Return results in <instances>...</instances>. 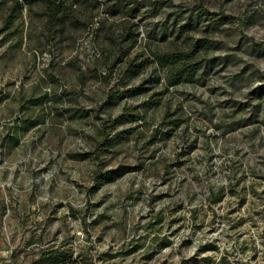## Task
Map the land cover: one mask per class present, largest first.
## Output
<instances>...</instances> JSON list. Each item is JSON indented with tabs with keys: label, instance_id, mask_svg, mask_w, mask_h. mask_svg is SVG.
<instances>
[{
	"label": "rangeland",
	"instance_id": "rangeland-1",
	"mask_svg": "<svg viewBox=\"0 0 264 264\" xmlns=\"http://www.w3.org/2000/svg\"><path fill=\"white\" fill-rule=\"evenodd\" d=\"M0 264H264V0H0Z\"/></svg>",
	"mask_w": 264,
	"mask_h": 264
},
{
	"label": "trees",
	"instance_id": "trees-1",
	"mask_svg": "<svg viewBox=\"0 0 264 264\" xmlns=\"http://www.w3.org/2000/svg\"><path fill=\"white\" fill-rule=\"evenodd\" d=\"M200 47V45H199ZM191 52H187L182 45H179L175 41H170L164 49L155 47L151 49L148 60L152 57L159 65L166 66L167 69V80L171 85L178 84L179 82L193 78V66L190 59ZM116 93V95H119ZM223 189L222 187L219 188ZM214 189L210 190V197L214 200L215 197Z\"/></svg>",
	"mask_w": 264,
	"mask_h": 264
}]
</instances>
